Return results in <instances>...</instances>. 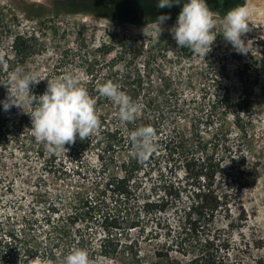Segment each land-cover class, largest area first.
I'll return each instance as SVG.
<instances>
[{"label": "trees", "instance_id": "16d2710c", "mask_svg": "<svg viewBox=\"0 0 264 264\" xmlns=\"http://www.w3.org/2000/svg\"><path fill=\"white\" fill-rule=\"evenodd\" d=\"M4 33L14 35L12 53L0 55V101L7 99L17 67L34 80L18 100L21 106L5 111L0 105V162L20 153L25 162L39 160L43 173L35 194L0 205V264H33L35 257L62 264L78 248L87 250L91 263L244 264L232 239L244 216L235 217L233 208L260 175V164L246 151L257 127L252 86L262 70L239 67L242 89L235 100L228 88L216 87L217 79L198 91L193 76L166 71L167 63H157L155 55L142 65L132 61L134 71L101 75L86 69V81L78 83L95 101L98 129L50 151L30 131L28 114L47 87L25 63L35 52V37L0 26ZM181 52L179 58L191 57L190 49ZM107 81L140 105L132 122L122 123L117 106L97 91ZM139 126L155 132L154 150L144 160L136 158L131 139ZM51 177L77 185L50 190ZM221 219L228 221L226 229L218 227Z\"/></svg>", "mask_w": 264, "mask_h": 264}, {"label": "rangeland", "instance_id": "374dc122", "mask_svg": "<svg viewBox=\"0 0 264 264\" xmlns=\"http://www.w3.org/2000/svg\"><path fill=\"white\" fill-rule=\"evenodd\" d=\"M231 1L236 3L229 8ZM186 2L181 0L171 8H158L157 0H0V26L34 35L35 52L25 58V63L46 85L48 80L69 73L75 74L80 82L86 81V69L101 75L134 71L138 63L142 65L155 55L157 63H167L166 71L180 72L182 77L193 76V87L198 91L204 81L212 83L217 79L221 85L217 83L216 87L228 88L236 100L242 89L236 76L239 67L249 64L262 70L261 80L252 86L257 127L246 151L250 162L260 164V175L253 187L238 194L234 216L242 214L244 219L234 230L232 239L236 250L241 251L244 264H264V0H206L214 13L216 24L212 34L213 40L216 39L205 53L192 52L191 57L179 58L181 48L168 29L176 23ZM242 5L248 9L250 29L242 37L249 42L245 54L237 53L222 36L224 15ZM160 15H169L170 19L161 25L163 30L158 34L153 22ZM13 35L0 34L2 58L12 53ZM158 41H162L161 46H154ZM134 55H137L135 60ZM132 61L136 65L130 64ZM68 165L71 166L69 162ZM42 173L39 160L25 162L20 153L0 162L3 209L11 200L35 194V179ZM47 182L50 190L69 191L77 185L73 180L62 182L52 177ZM227 222L221 219L218 227L226 229ZM91 264L121 263L101 258Z\"/></svg>", "mask_w": 264, "mask_h": 264}, {"label": "clouds", "instance_id": "9594fccd", "mask_svg": "<svg viewBox=\"0 0 264 264\" xmlns=\"http://www.w3.org/2000/svg\"><path fill=\"white\" fill-rule=\"evenodd\" d=\"M181 0H157L158 8H171L180 4ZM214 13L206 0H187L177 17L176 23L168 29L179 48H188L194 54L205 53L210 43L213 44L212 29L216 24ZM169 15H160L153 23L158 34L161 25ZM248 9L245 5L232 8L222 20V36L226 43L240 54L247 53L248 43L242 38L249 32ZM34 78L17 67L12 74V83L8 84V97L0 101L3 110H9L30 91ZM99 94L110 100L118 108V118L122 123L132 122L140 111V105L134 102L119 84L107 81L97 89ZM38 106L30 114V129L37 142H43L50 151H58L66 144L73 143L77 137L85 140L98 129L99 121L95 110V101L87 89L78 83L75 74H65L54 80H48L44 94L38 96ZM155 137L151 126H139L131 132L133 150L137 159L144 160L153 150ZM33 264H41L39 257ZM62 264H91L87 250L74 249L62 259Z\"/></svg>", "mask_w": 264, "mask_h": 264}, {"label": "flooded vegetation", "instance_id": "af4514ba", "mask_svg": "<svg viewBox=\"0 0 264 264\" xmlns=\"http://www.w3.org/2000/svg\"><path fill=\"white\" fill-rule=\"evenodd\" d=\"M235 3H236V1H231V3L229 4L228 7H229V8L232 7ZM228 7H227V8H228Z\"/></svg>", "mask_w": 264, "mask_h": 264}]
</instances>
